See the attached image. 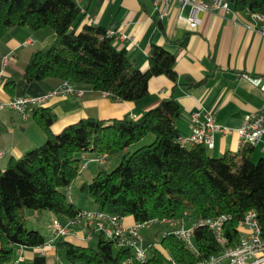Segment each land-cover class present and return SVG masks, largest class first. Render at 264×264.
Instances as JSON below:
<instances>
[{
    "label": "trees",
    "instance_id": "obj_1",
    "mask_svg": "<svg viewBox=\"0 0 264 264\" xmlns=\"http://www.w3.org/2000/svg\"><path fill=\"white\" fill-rule=\"evenodd\" d=\"M229 1L238 10L264 14V0ZM18 31L23 33L20 47L27 37L38 43L53 37L43 46H32L21 70L5 83L12 95L19 75L27 81H45L51 88L68 80L90 86L98 95L131 101L148 95L153 76L178 79L174 52L152 45L149 65L141 69L126 48L116 46L106 27L85 21L77 0H0V69L8 54L7 42ZM28 112L46 139L0 167V264L14 261L17 246L47 243L39 229L28 227L27 208L55 214L51 232L53 218L61 222L65 218L67 223L80 218L83 208L73 201L70 190L82 175V156L87 153H92L90 158L121 154L113 169L100 164L91 180H81V193L98 204L94 210L132 216L137 222L167 218L192 223L222 214L228 217L225 244L208 225L197 223L192 235L195 250L168 231L159 241H145L147 260L139 264H171V259L193 264L236 247L243 233L239 223L248 210L256 212L264 239V156L254 161L255 145L250 144L221 156L210 154L203 143L183 145L177 127L181 105L176 99L165 98L139 117H83L59 132L52 129L56 113L51 107L31 106ZM149 133L155 136L152 142L131 150ZM155 224L163 231L170 228ZM76 225L83 228L81 221L72 222L71 232ZM91 232L95 246L90 241L75 243L68 234L55 239L56 264H123L134 255L132 247L120 245L103 231ZM32 264L50 263L38 252Z\"/></svg>",
    "mask_w": 264,
    "mask_h": 264
},
{
    "label": "crops",
    "instance_id": "obj_2",
    "mask_svg": "<svg viewBox=\"0 0 264 264\" xmlns=\"http://www.w3.org/2000/svg\"><path fill=\"white\" fill-rule=\"evenodd\" d=\"M77 1L85 14V21L116 30V46L126 48L141 69H146L149 65L152 45H162L174 52L178 79L173 82L165 74L153 76L149 81L148 95L135 101L98 95L87 85H79L85 90L82 96H53L43 104L56 113V120L52 125L55 132L88 116L139 117L161 100L174 98L181 105L177 127L182 136H189L193 130L194 111L201 112L200 119H204L206 111H211L215 121L226 128L215 132L214 147L209 148L212 153L221 156L227 151L236 152L243 147L238 131L243 118L264 103V87L252 85L243 76L247 72L264 78V14L257 17L255 12L249 9L238 10L230 2L229 9L200 11L201 22L192 29L185 18L181 17L187 16L191 7L178 1L173 3L162 19L158 17L153 0ZM21 34L22 31L15 32L7 42L8 54L3 58L0 69V101H8L21 95L40 96L51 88L45 81H27L19 75L16 77L15 95L7 92L5 83L15 76V72L21 70V63L28 58L31 47L43 46L53 37L40 43L27 37L24 46L20 47ZM227 71L236 75L227 77L224 75ZM31 120L36 122L31 112L24 115L8 105L0 109V148L5 150L0 156V167L6 165L9 157H21L29 149L45 141L44 131L37 122L33 123ZM256 152L257 156H264V133L255 145L253 155ZM87 156H92V153H87ZM89 169L90 164L87 163L81 175L86 177L84 180L94 176L90 171L86 173ZM72 188L71 186L70 194ZM41 214H47L49 218L55 216L50 211H43ZM36 217H40V213ZM60 219L67 223L65 218ZM124 220L127 224L135 221L132 216L124 217ZM72 229L67 235L69 240L84 245L93 241L86 239V231L81 226L76 225ZM51 238L52 235L48 237ZM43 249L47 257H56L55 242L46 247L17 246L14 261L10 264H32L34 256Z\"/></svg>",
    "mask_w": 264,
    "mask_h": 264
},
{
    "label": "built area",
    "instance_id": "obj_3",
    "mask_svg": "<svg viewBox=\"0 0 264 264\" xmlns=\"http://www.w3.org/2000/svg\"><path fill=\"white\" fill-rule=\"evenodd\" d=\"M176 1L182 5H190V13L187 16L181 17L185 18L188 26L192 29L196 28L201 22L199 16L200 11L230 8L229 0H153L158 17L162 19ZM255 16L262 17V14L255 12ZM108 33L115 35L116 30L110 28L108 29ZM243 76L252 85L264 87V78L262 76L247 72L243 73ZM84 92L85 90L83 88L66 80L58 86L50 88L40 96L21 95L15 96L8 101H0V109L8 105L26 115L29 107L40 106L45 100L53 96L66 94L82 96ZM200 116V111H194L192 113L194 120L193 130L189 136H181L180 141L183 145L203 143L208 148H213L215 144V132L225 130L226 128L215 121L214 114L211 111L205 112L204 119H200ZM238 131L241 136L240 142L242 146L246 144L256 145L261 140L264 133V103L259 109L249 112L244 116ZM4 153L5 150L0 148V156ZM82 158L84 159V168L91 159L97 160L100 163L105 162L106 156L90 158L87 154H83ZM79 216V219L64 224L58 218H53L50 225L52 228V238L48 239L47 243L42 247L51 245L58 237L71 233L70 224L80 221L82 222L83 229L86 231L85 237L87 240L92 239L93 235L91 231L95 229L103 231L108 237L115 238L120 245L132 247L134 249V255L128 257L123 264H139L147 260L148 245L145 243L142 229L149 228L155 223L170 226L168 230L163 231V234L168 231L174 232L194 250L195 246L192 241V235L193 227L197 223L208 225L216 233L218 240L222 244L227 242V238L223 234L224 224L228 218L225 214L216 217L199 218L189 226L186 225L184 220L177 221L167 218L162 220L152 219L143 222L134 221L131 224H127L124 217L94 209H83ZM256 216L257 214L254 210H248L245 217L240 221L239 224L243 228V233L236 247H226L223 252L211 255L193 264H264V239L260 234V227ZM41 253L45 254V250L43 249ZM171 264L190 263L178 262L175 259H171Z\"/></svg>",
    "mask_w": 264,
    "mask_h": 264
},
{
    "label": "rangeland",
    "instance_id": "obj_4",
    "mask_svg": "<svg viewBox=\"0 0 264 264\" xmlns=\"http://www.w3.org/2000/svg\"><path fill=\"white\" fill-rule=\"evenodd\" d=\"M31 122L36 123L34 121L31 120ZM155 136L152 133L147 134L144 138H142L141 140H139L138 142H135L133 145H131V150H135L136 148L144 145V144H149L150 142H152L154 140ZM258 151V146H257V150ZM209 153L214 155L212 153V150L209 149ZM258 152H256L253 155V160L257 161L260 156H257ZM214 156H219V155H214ZM121 160V154H113L111 156H109L107 158L106 162L100 163L97 160H89V164H90V169L86 172L89 173V171L91 172V174H95L96 170L99 166H94V165H99V164H103V166L105 168H107L108 170L113 169L114 167H116L119 162ZM85 169V167H84ZM92 176V175H90ZM83 178H86L85 176H80L73 184H72V193H71V198L73 199V201L82 207H85L89 210H91L92 208L98 207V204L95 202V200H93L92 198H87L84 194L81 193L80 191V183L81 180H84ZM92 177H88L86 180H91ZM38 212L32 208H27L26 209V217H27V224L29 228H36L39 229L44 235L50 237L52 235L51 229L49 227L50 224V220L51 218L48 217V215H42L40 213V217H36V214ZM129 220V218H128ZM187 225H191L190 222H186ZM162 225L160 224H153L151 227L149 228H144L142 229V234L145 240H155V241H159L161 239V236L163 234V229L165 228H161ZM167 228V227H166ZM157 233V235L155 234ZM91 244L93 246L96 245V240L93 239V241L91 242ZM48 262L50 264H56V257L55 256H50L48 257Z\"/></svg>",
    "mask_w": 264,
    "mask_h": 264
},
{
    "label": "water",
    "instance_id": "obj_5",
    "mask_svg": "<svg viewBox=\"0 0 264 264\" xmlns=\"http://www.w3.org/2000/svg\"><path fill=\"white\" fill-rule=\"evenodd\" d=\"M224 75L227 76V77H234L236 74L233 73L232 71H227V72L224 73Z\"/></svg>",
    "mask_w": 264,
    "mask_h": 264
}]
</instances>
